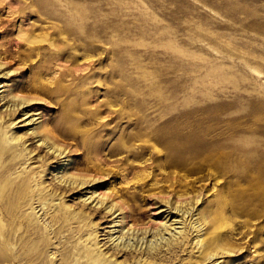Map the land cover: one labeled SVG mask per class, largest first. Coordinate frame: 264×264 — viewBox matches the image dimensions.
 I'll return each mask as SVG.
<instances>
[{"label": "rangeland", "instance_id": "1", "mask_svg": "<svg viewBox=\"0 0 264 264\" xmlns=\"http://www.w3.org/2000/svg\"><path fill=\"white\" fill-rule=\"evenodd\" d=\"M0 86V264H264V0H0Z\"/></svg>", "mask_w": 264, "mask_h": 264}, {"label": "bare ground", "instance_id": "2", "mask_svg": "<svg viewBox=\"0 0 264 264\" xmlns=\"http://www.w3.org/2000/svg\"><path fill=\"white\" fill-rule=\"evenodd\" d=\"M3 86H4V85H3ZM3 86H0V88H2ZM36 114H37V113H32V114H29V115H36ZM26 117H29V116H26ZM26 117H25V118H26ZM25 118H24V119H25ZM26 119H28V118H26ZM35 120H36V119L32 118V119H30L29 121H27V123H32L31 121L34 122ZM28 125H29V124H28ZM86 201H87V200H86Z\"/></svg>", "mask_w": 264, "mask_h": 264}]
</instances>
